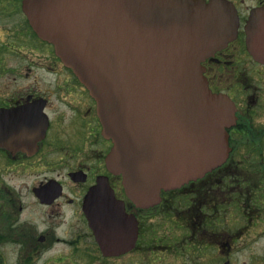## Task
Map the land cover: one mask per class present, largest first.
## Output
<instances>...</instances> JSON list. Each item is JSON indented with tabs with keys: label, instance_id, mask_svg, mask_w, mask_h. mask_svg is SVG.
Returning a JSON list of instances; mask_svg holds the SVG:
<instances>
[{
	"label": "flooded vegetation",
	"instance_id": "flooded-vegetation-1",
	"mask_svg": "<svg viewBox=\"0 0 264 264\" xmlns=\"http://www.w3.org/2000/svg\"><path fill=\"white\" fill-rule=\"evenodd\" d=\"M225 1L236 12V34L200 63L209 89L230 108L228 155L202 175L161 189L156 204L139 207L106 167L111 141L101 133L95 99L37 36L22 0H0V242L76 250L83 240L96 244L83 212L95 188V197L121 201L136 224L133 246L105 259L235 264L244 246L264 238V0ZM40 70L47 78L37 77ZM35 209L45 212V229L36 228L29 214ZM67 219L69 237L56 235ZM254 258L264 264V252Z\"/></svg>",
	"mask_w": 264,
	"mask_h": 264
},
{
	"label": "water",
	"instance_id": "water-1",
	"mask_svg": "<svg viewBox=\"0 0 264 264\" xmlns=\"http://www.w3.org/2000/svg\"><path fill=\"white\" fill-rule=\"evenodd\" d=\"M22 9L95 98L102 134L112 141L106 166L121 174L136 206L156 204L161 189L222 162L230 108L210 91L200 61L236 34L229 3L22 0ZM246 29L252 48V22ZM96 191L83 212L101 254L124 253L134 244L135 221L121 201L98 199Z\"/></svg>",
	"mask_w": 264,
	"mask_h": 264
},
{
	"label": "rangeland",
	"instance_id": "rangeland-1",
	"mask_svg": "<svg viewBox=\"0 0 264 264\" xmlns=\"http://www.w3.org/2000/svg\"><path fill=\"white\" fill-rule=\"evenodd\" d=\"M37 52V56H38ZM38 61H41L38 59ZM42 62V61H41ZM37 77L47 78V75L43 73L42 70L37 71ZM35 219V225L37 229H45L46 218L45 212L40 209H35V211L29 212ZM27 213H22L21 217L26 216ZM50 219L52 221H58L57 215L50 214ZM49 225V222H48ZM71 221L67 219L66 222L59 225L55 230L56 235L58 236H66L69 237L71 234ZM85 232H89L88 228L82 229ZM164 228L158 229V234L156 236H162L164 234ZM41 245V243H39ZM78 250L75 248L72 249L69 244L62 243H50L48 246L43 248H35L32 245H28L26 243H19L14 240L3 239L0 243V259L3 264H129L128 257L119 256L114 259H105L103 258L94 242L91 239L82 241L78 244ZM264 252V238H260L256 243L247 244L242 249L240 255H236V259H234L235 264H239L243 262V264H261L258 261V258H254L255 260H250V257H255ZM98 253V254H97ZM156 256L158 253L156 251ZM154 257L156 259L157 257ZM64 260H61V258ZM162 263V262H161ZM135 264H141L140 261L135 260ZM152 264H160L158 262H153ZM169 264H174L171 261ZM175 264H181V262H176ZM199 264H220L218 260H208L202 261Z\"/></svg>",
	"mask_w": 264,
	"mask_h": 264
},
{
	"label": "trees",
	"instance_id": "trees-1",
	"mask_svg": "<svg viewBox=\"0 0 264 264\" xmlns=\"http://www.w3.org/2000/svg\"><path fill=\"white\" fill-rule=\"evenodd\" d=\"M1 243V242H0ZM0 264H3V262L1 261V259H0Z\"/></svg>",
	"mask_w": 264,
	"mask_h": 264
}]
</instances>
